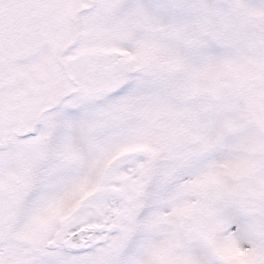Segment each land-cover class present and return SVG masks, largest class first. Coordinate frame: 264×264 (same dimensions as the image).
I'll list each match as a JSON object with an SVG mask.
<instances>
[{
  "label": "snow or ice",
  "instance_id": "1",
  "mask_svg": "<svg viewBox=\"0 0 264 264\" xmlns=\"http://www.w3.org/2000/svg\"><path fill=\"white\" fill-rule=\"evenodd\" d=\"M0 264H264V0H0Z\"/></svg>",
  "mask_w": 264,
  "mask_h": 264
}]
</instances>
